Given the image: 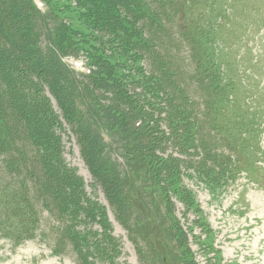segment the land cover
<instances>
[{"label":"trees","instance_id":"trees-1","mask_svg":"<svg viewBox=\"0 0 264 264\" xmlns=\"http://www.w3.org/2000/svg\"><path fill=\"white\" fill-rule=\"evenodd\" d=\"M59 1L62 7L53 0L57 12L61 8L58 13L75 15L76 25L78 22L82 27L61 21L56 35L53 32L49 37L51 49L43 51L35 33L34 17H39L40 10L34 1L0 0V233L19 243L38 226L45 210L55 218L53 254L60 255L66 244L75 255V264H120L113 262L120 251L118 239L108 232L101 214L96 221L100 232L90 226L94 222L91 209L97 206L84 196L80 179L60 158L61 122L75 135L94 182L102 185L117 210L145 199L143 190L125 187L120 173L123 165L132 167L131 178L138 173L144 177L142 185L149 196L156 195L152 197L156 208L167 204L157 186L178 189L181 168H192L211 186L225 184V177L233 178L231 160L212 151L216 148L212 149L208 126L231 143L230 148L244 147L246 137L243 122L236 121L237 110L228 106L236 102L229 73L210 45L222 40L232 19L222 7L227 6L225 0ZM65 41L73 42L84 53L87 72L82 79L90 85L85 90L94 112L77 110L73 104L76 80L59 59L66 53L61 45ZM169 49L178 51L176 63L177 55ZM183 50L186 57H182ZM190 85L201 95L203 105L200 142L195 130L199 121L187 92ZM44 89L60 112L54 110ZM131 93L134 98L141 93L146 96L143 110L132 104L138 99ZM77 102L81 104L79 97ZM25 105L33 109L26 110ZM161 122L168 126L167 135L159 131ZM116 133L123 141L122 163L112 162L106 151L104 138L111 141ZM166 138L174 139L180 155L186 154L184 160L175 157L167 164L166 158L161 157L160 163L151 158L155 157L152 149ZM193 157L199 159L194 161ZM162 161L167 165L165 170L160 168ZM176 192L179 197L187 194L182 200L193 203L187 191ZM165 210L162 224L169 221L170 226L161 228L155 221V208L148 209L154 222H145L148 228L142 241L149 240V247L139 253L144 264L152 252L158 262L167 259L168 264H177L179 257L187 256L186 234L173 212ZM129 216L134 221L140 218L134 213ZM83 220L87 225L75 226Z\"/></svg>","mask_w":264,"mask_h":264},{"label":"rangeland","instance_id":"rangeland-1","mask_svg":"<svg viewBox=\"0 0 264 264\" xmlns=\"http://www.w3.org/2000/svg\"><path fill=\"white\" fill-rule=\"evenodd\" d=\"M33 1L40 10L39 17L35 16L34 21L37 27L35 33H37L38 47L43 51L51 49L49 37L52 38L53 32V35H56L55 28L61 21L69 22L73 26H81L78 22L76 25L75 15L58 13L61 11L59 7H62L61 4L59 5V0H54L59 5L58 12L53 5V0ZM225 2L227 6L222 7L227 9L229 19L232 21L228 22L229 29L222 36V40L217 44L212 43L210 48L215 53L217 61L229 73L228 77L233 85L232 94L236 102L230 103L228 106L231 110H237L236 121L243 122L242 133L246 137L244 147L230 148L231 146L228 144L231 143L222 140L208 126L207 133L210 134L212 140V149L216 148V150H210L222 153L224 157L227 156L231 160L233 178L225 177L223 179L226 181L225 184L211 186L192 168H181L179 188L176 189V186H173L172 188L176 189L173 190L174 192L170 187L162 189L158 185L162 184L161 181L156 183L162 201L167 203L166 206L162 205L163 208H156L152 203V197L156 195L150 194L149 196L147 189L142 185L144 177L138 173L134 178H131L134 176L132 167L123 165L120 173L123 181L126 182L125 187L129 188L128 185H131L133 189L143 190L145 199L135 206L127 205L122 207L123 210H117L107 198V193L102 185L94 182L93 176L80 154L75 135L66 123L61 122L60 158L63 164L80 179L84 196L92 205L97 206V208L91 209L90 217L94 222H91L90 226L100 229L96 221L100 219L99 214H101L102 222L108 228V232L118 239L120 251L113 262L144 264L139 253L140 249H148L149 240L142 241V237L148 228L145 222H154L147 213L148 209L152 211L155 208L157 212L155 221H158L156 224L159 227L170 226L169 221L162 224V215L167 213L165 210L167 209L169 212H173L178 226L186 234L184 244L187 246L185 248L187 256L179 257L177 264H185V262L186 264H264V0H225ZM72 3L74 4L73 1ZM61 45L66 53L59 55V59L71 70L73 80H76L73 84L75 108L82 111H96L95 106L91 107L89 94L85 90L90 85L82 79L83 74L87 72L83 51L76 49L71 41H65ZM169 51L171 52L170 49ZM171 53L177 55L178 51L174 50ZM181 54L182 57H186L185 50ZM177 58L178 55L175 57L174 63ZM143 68L147 73L145 62ZM189 71L188 67V75ZM138 89L134 90L135 93ZM19 90L21 97L23 95L21 88ZM187 92L194 102L192 106L194 117L199 121V129L195 126V130L197 131L196 139L200 142L202 139L199 138L201 135L198 133L203 134L204 132L200 125V118L203 117L201 95L192 85ZM43 93L49 96L54 110L60 112V107L56 105L55 100L47 93L46 89ZM131 96L133 99H138L132 104L143 110L146 96L142 93L136 95V98L132 93ZM78 97L80 105L77 102ZM21 99L24 101L23 98ZM226 104L227 102L224 100L223 105ZM25 107H27L26 110L33 109L30 105H25ZM164 123L159 124V131L163 130L167 135L168 126ZM88 139L90 142L92 141L90 138ZM104 140L108 145L106 151L110 160L122 163V158L124 159L121 150L123 141L119 134L116 133L111 141L107 137ZM173 140V138L162 140L159 147L152 149V155L155 157L151 156V158H155L157 163L161 162V157L166 158L167 164L171 163L175 157L184 160L186 154L180 155L179 147ZM193 143L196 144L195 141ZM190 152L191 150L188 151V154ZM197 159L199 157H193L194 161ZM204 160L208 167H213L210 160ZM163 164V166L160 165V168L165 170L167 165L164 162ZM1 177H3L2 173H0ZM177 190L187 191L186 193L193 197V203L184 202L182 197L187 194H180L179 197ZM122 193L125 195L123 189ZM70 201L76 205L75 200ZM130 213L138 214L140 218L134 221V217L129 216ZM54 219L53 215L44 210L40 214L38 226L30 231L29 237L23 238L17 244L13 242L12 238L0 233V264H75V255L66 244L60 255L52 253V241L56 237L52 230ZM87 223L83 220L75 226L83 227ZM153 254L154 252L145 260L148 264H168L167 259L158 262V257Z\"/></svg>","mask_w":264,"mask_h":264}]
</instances>
